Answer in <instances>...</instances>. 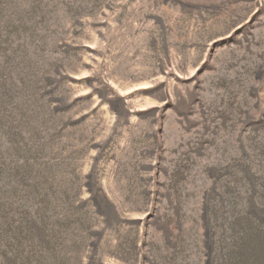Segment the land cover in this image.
Returning <instances> with one entry per match:
<instances>
[{
	"label": "rangeland",
	"instance_id": "rangeland-1",
	"mask_svg": "<svg viewBox=\"0 0 264 264\" xmlns=\"http://www.w3.org/2000/svg\"><path fill=\"white\" fill-rule=\"evenodd\" d=\"M253 219L264 0H0V264H230Z\"/></svg>",
	"mask_w": 264,
	"mask_h": 264
},
{
	"label": "trees",
	"instance_id": "trees-1",
	"mask_svg": "<svg viewBox=\"0 0 264 264\" xmlns=\"http://www.w3.org/2000/svg\"><path fill=\"white\" fill-rule=\"evenodd\" d=\"M248 218L252 219V216H248ZM249 219L247 224L251 223ZM243 223L244 221H242L241 225H244ZM253 223L255 225L251 226L252 233L250 237H246L244 240L246 245L239 250V257L231 261L230 264H264V221L253 219ZM255 227L257 230H255ZM28 231L25 227L17 229L16 244L31 240L32 236ZM249 240H252V242L250 243Z\"/></svg>",
	"mask_w": 264,
	"mask_h": 264
}]
</instances>
